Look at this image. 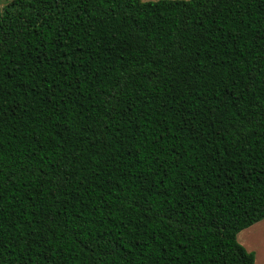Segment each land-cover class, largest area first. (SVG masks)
<instances>
[{
    "label": "trees",
    "instance_id": "obj_1",
    "mask_svg": "<svg viewBox=\"0 0 264 264\" xmlns=\"http://www.w3.org/2000/svg\"><path fill=\"white\" fill-rule=\"evenodd\" d=\"M264 0L0 11V264H253Z\"/></svg>",
    "mask_w": 264,
    "mask_h": 264
},
{
    "label": "rangeland",
    "instance_id": "obj_2",
    "mask_svg": "<svg viewBox=\"0 0 264 264\" xmlns=\"http://www.w3.org/2000/svg\"><path fill=\"white\" fill-rule=\"evenodd\" d=\"M11 0H0V11L5 7ZM142 2H154L157 0H141ZM250 232V231H249ZM253 234L254 232L251 231ZM247 233H242L238 235V239L245 245L247 248H252L253 257L256 264H264V231L258 236H247ZM250 234V233H249ZM247 239V240H246ZM248 243L249 245L245 244Z\"/></svg>",
    "mask_w": 264,
    "mask_h": 264
},
{
    "label": "crops",
    "instance_id": "obj_3",
    "mask_svg": "<svg viewBox=\"0 0 264 264\" xmlns=\"http://www.w3.org/2000/svg\"><path fill=\"white\" fill-rule=\"evenodd\" d=\"M250 231V232H249ZM251 231H253L254 232V234L251 232ZM263 231H264V219L263 220H261V221H259V222H257V223H255V224H253L252 226H250V227H248V228H246V229H244V230H242V231H240L237 235H236V241L247 251V252H249V251H251L252 250V248H247L245 245H243V243H241V241L238 239V235H240V234H242V233H247L246 235L247 236H250V235H253V236H258V235H260V234H262L263 233ZM250 233V234H249ZM247 240V239H246ZM245 244L246 245H249L248 243H246L245 242ZM253 264H256L255 263V259H254V263Z\"/></svg>",
    "mask_w": 264,
    "mask_h": 264
}]
</instances>
